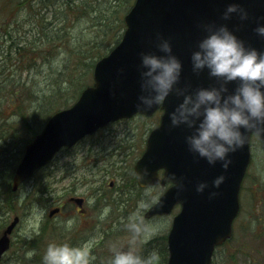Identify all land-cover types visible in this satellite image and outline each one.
I'll list each match as a JSON object with an SVG mask.
<instances>
[{"label": "water", "instance_id": "1", "mask_svg": "<svg viewBox=\"0 0 264 264\" xmlns=\"http://www.w3.org/2000/svg\"><path fill=\"white\" fill-rule=\"evenodd\" d=\"M232 2L247 7L250 18L241 22L233 13L232 18L225 21L222 13ZM261 15H264V0H135L125 16L126 31L121 42L95 66L94 84L82 92L73 106L51 116L41 133L26 146L16 169L13 191L32 177L36 170L49 164L61 148L72 147L110 122L129 119L138 113L152 116L161 109L164 113L160 125L150 133L146 151L137 162L135 171H143L145 165L150 169L146 179L138 177L141 187L158 184L164 187L168 183L172 186L145 217L171 214L174 207L180 204L181 211L174 218L168 236V264H211L216 247L232 237L233 222L240 210V189L251 160V135H259L264 149V133L255 130L247 132L246 143L229 153L231 164L228 169L222 167L221 161L213 165L206 158H194L184 139L189 130L183 125L169 129V113L183 97L172 92L160 105L151 109L137 108L141 92L139 53L142 50L159 51L155 47V39L157 33H162L171 39L173 52L184 63L181 84L188 82L193 87L208 86L214 78L208 76L207 70L197 75L191 68V51L204 35L200 23L212 20L228 23L247 43L264 49V38L254 31L256 18ZM235 83H230V89H234ZM162 169L164 173L160 179L159 171ZM171 172L185 177L186 187L180 195H177L178 189L170 178ZM221 173L226 179L215 188L212 181ZM202 180L208 181L209 187L204 192H198L196 184ZM212 190L217 195L210 199L208 193ZM18 222L16 217L0 239V260L10 247L8 234Z\"/></svg>", "mask_w": 264, "mask_h": 264}, {"label": "clouds", "instance_id": "2", "mask_svg": "<svg viewBox=\"0 0 264 264\" xmlns=\"http://www.w3.org/2000/svg\"><path fill=\"white\" fill-rule=\"evenodd\" d=\"M236 13L243 22L250 18V11L244 5L228 3L222 13L225 21ZM254 31L264 38V15L258 16ZM204 35L191 51L192 72L199 75L207 70L214 78L208 86L193 87L191 83L181 84L184 63L173 52L171 39L162 33L156 34L155 47L159 51H140L141 92L138 96V109H151L162 104L170 93L183 97L169 113V129L183 125L188 129L185 143L194 158H206L209 164L222 162L228 169L231 164L229 153L241 148L247 140V132L255 130L264 133V49L257 48L241 38L228 23L215 20L203 21L199 25ZM123 71V69H121ZM231 82H236L230 89ZM150 173L147 165L137 171L140 179ZM170 178L178 189L177 195L185 189V177L171 172ZM226 179L224 173L212 181L218 188ZM209 187L206 180L196 184V191L204 192ZM217 192L208 193L213 198ZM72 219L67 221L71 227ZM127 227L134 238H148L151 230L138 223L135 214L130 217ZM43 264H90L89 249L74 246L67 242H50L42 257ZM159 252L151 250L148 256L137 254L134 248L127 249L113 245L109 264H157Z\"/></svg>", "mask_w": 264, "mask_h": 264}, {"label": "trees", "instance_id": "3", "mask_svg": "<svg viewBox=\"0 0 264 264\" xmlns=\"http://www.w3.org/2000/svg\"><path fill=\"white\" fill-rule=\"evenodd\" d=\"M34 1H16V13L29 9L34 27L29 31L30 40L24 43L12 41L7 47V63L0 66V189L6 191L25 145L55 111L71 106L78 99L84 88L90 85L96 62L120 42L125 30L124 16L134 2L61 0L55 8L54 19L46 21L45 16H38L40 11L34 9ZM38 1L41 5H55L54 2L49 4V0ZM12 21L9 19L0 24L3 35L9 39L13 35L8 28L18 25L16 20ZM13 63L15 66L11 68ZM131 171V168L124 169L118 176L130 178L126 172L131 174ZM48 177L34 178V197L29 199V205L39 203L36 195L45 189L39 187H43V181ZM139 241L140 247L135 250L137 254L146 257L156 249L159 252L157 264H166L165 236L148 240L140 238ZM50 242L55 239L43 238L40 243L38 238L29 240L26 248L34 251V256L27 264H43L42 257ZM112 246L111 243L105 254L99 252L90 264H109Z\"/></svg>", "mask_w": 264, "mask_h": 264}, {"label": "rangeland", "instance_id": "4", "mask_svg": "<svg viewBox=\"0 0 264 264\" xmlns=\"http://www.w3.org/2000/svg\"><path fill=\"white\" fill-rule=\"evenodd\" d=\"M16 1L17 0H0V24L2 22L6 23L9 19H13V21L16 20L19 25V28L18 25L8 28L13 35L12 39L3 35L0 29L1 67L5 66L7 63V47L12 41L20 40V43H24L30 40V30L34 27V20L31 17L29 9H23L16 13V9L14 8ZM49 1V4L54 2L55 5H41L40 2H36V0L33 2L34 9L40 11L38 16H45L46 21H52V19H54L55 8L59 6L61 0ZM57 16H59V13ZM13 27L15 30H12ZM17 28L20 29V31H18ZM14 66L15 63H13L11 68H14ZM40 79H43V77H40ZM90 84H93V79H91ZM156 120L157 116L153 119H146L138 116L129 121L118 122L101 131L97 136L85 139L70 153L62 152L53 163L54 165L51 167V170H49H53L55 174V182L51 187V189L56 192L55 196H62L74 179L79 182V192L83 194L88 193V188L104 187L106 189L105 184L101 181V177H103V171H101V169L109 168V164L113 163L115 160H117L116 162L118 165L124 167L130 166L132 163L134 164V159L136 157L138 159L145 148L144 140L148 132L146 128L149 126L154 127L156 125ZM135 138H137L136 141H134ZM126 140H128L129 143L134 141L132 143L133 145H127ZM119 144L126 147L117 148ZM112 152H114V157L111 158V160L102 158L104 154H111ZM251 152L252 163L250 170H248V178L243 185L245 190L243 189L244 192L242 193L244 196L242 197V212L240 218H237L234 223L236 229L234 238L231 244L217 251L213 264H264V152L261 142L256 136L252 138ZM98 158L102 161H97ZM69 174L70 176H68ZM90 180H98V182L93 185H88L87 183L83 184V182L85 183ZM114 180L117 182L116 187H121L124 184L123 179L118 175L116 176L113 174L106 177L107 182L111 183ZM30 190L31 182L26 184L23 188V196L25 197ZM161 191L162 190L155 189L145 192V194L142 195V199L138 201L135 206H131L132 202L126 197L124 207L122 204L119 211H122L121 215H125L128 213V210H130L131 215L127 219H118L121 221V226L119 227V231L114 234V238L123 233L131 237L134 236L132 230L127 227L132 214H135L136 221L141 223L142 227L146 225L151 230L150 236L148 238H143V240L167 235L171 229L173 217L180 211V208H176L171 216L155 218L150 221L144 219V213L150 207V202H155L162 193ZM112 210L111 206L107 207V214H112ZM47 213L45 207L39 204L29 205L28 214L20 225L17 233L31 237L39 231V227L46 218ZM140 217L141 219H139ZM138 240H140V238L136 239L134 242ZM109 242L111 241L109 240ZM118 243V246L123 247L126 241L125 239H120ZM7 260L8 255L1 264H11V262Z\"/></svg>", "mask_w": 264, "mask_h": 264}, {"label": "flooded vegetation", "instance_id": "5", "mask_svg": "<svg viewBox=\"0 0 264 264\" xmlns=\"http://www.w3.org/2000/svg\"><path fill=\"white\" fill-rule=\"evenodd\" d=\"M101 180H103V178H101ZM116 183V180H114L106 189L104 187L92 188L90 195L89 193L83 194L76 192L74 195H62L57 197L58 204H55L54 207L45 209V211L47 213L48 210L50 211L52 208H59L60 211L53 217L48 216L50 212L47 213V217L42 221L38 231L40 242H42L43 238H49L46 236L45 226L50 222L54 230L52 238L55 239L56 243L67 242L74 246L87 247L91 256L90 263L95 260L99 252L105 254L108 249V238H112V236L108 234V223L117 216L115 211H113L112 214H107V207L118 197L117 193L109 196L108 190H114ZM17 196L19 197V194ZM72 198L84 199L82 207H79L76 202H73ZM117 199L122 200L123 198L119 197ZM24 214H26L25 207H23L18 214H13L12 212L8 213V211L0 209V237L15 215L24 216ZM69 219L73 220L70 228L67 227V221ZM18 231V229L15 230L10 236L12 240L8 254H10L9 262L11 263L20 261L26 254L23 250L25 247L24 240H28V237L18 234ZM117 238H134V236L119 235ZM225 246L224 244L223 247ZM16 251L20 252L16 253ZM14 254H18V256L14 257Z\"/></svg>", "mask_w": 264, "mask_h": 264}]
</instances>
